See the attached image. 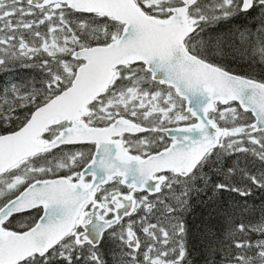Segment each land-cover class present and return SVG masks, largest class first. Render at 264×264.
Wrapping results in <instances>:
<instances>
[{
  "label": "snow or ice",
  "instance_id": "6c2138e0",
  "mask_svg": "<svg viewBox=\"0 0 264 264\" xmlns=\"http://www.w3.org/2000/svg\"><path fill=\"white\" fill-rule=\"evenodd\" d=\"M0 77V264H264V0H0Z\"/></svg>",
  "mask_w": 264,
  "mask_h": 264
},
{
  "label": "trees",
  "instance_id": "16d2710c",
  "mask_svg": "<svg viewBox=\"0 0 264 264\" xmlns=\"http://www.w3.org/2000/svg\"><path fill=\"white\" fill-rule=\"evenodd\" d=\"M16 75H18V76H20V75H26V73H24V72H18ZM0 78L6 79V77H0ZM256 203H257V205L259 204V197L258 196L256 197Z\"/></svg>",
  "mask_w": 264,
  "mask_h": 264
}]
</instances>
